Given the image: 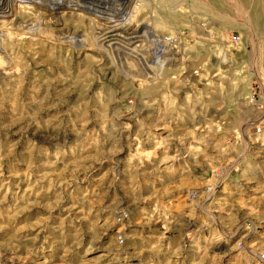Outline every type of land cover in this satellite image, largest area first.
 Returning <instances> with one entry per match:
<instances>
[{
	"label": "rangeland",
	"instance_id": "1",
	"mask_svg": "<svg viewBox=\"0 0 264 264\" xmlns=\"http://www.w3.org/2000/svg\"><path fill=\"white\" fill-rule=\"evenodd\" d=\"M132 4L141 37L182 46L147 85L79 41L85 16L5 44L0 264H264V114L244 120L264 107V0ZM199 115L215 149L194 154ZM158 124L177 142L154 154Z\"/></svg>",
	"mask_w": 264,
	"mask_h": 264
},
{
	"label": "bare ground",
	"instance_id": "2",
	"mask_svg": "<svg viewBox=\"0 0 264 264\" xmlns=\"http://www.w3.org/2000/svg\"><path fill=\"white\" fill-rule=\"evenodd\" d=\"M82 2L90 4L91 7L80 6L79 3ZM132 8V0H0V73L5 62L3 53L5 52L7 41H15L23 34L27 26L31 24L49 23L50 25H56L59 24L60 17L74 14L75 16H85L91 25H93L90 34L78 33L77 38L85 45L94 47L98 55L104 59L107 70L113 67L116 69L120 79L134 78L140 85H147L148 81L156 78L154 70L177 64L179 60L175 53H181L182 46L181 43H174V45L170 40L162 38L160 33H155L152 31L153 29L150 31L151 33L148 37H141L139 32L141 25L139 27L136 21L131 19ZM106 13H112L113 20L98 25L99 16ZM25 15H29L34 22L28 24L24 21L23 17ZM165 41L167 44L170 43L168 50L165 49ZM262 61L264 60L262 59ZM150 68L152 70H148ZM106 74H109V71ZM262 108L264 109V107ZM263 109L255 113L252 111L253 116L245 118V122L255 123L260 120L264 114ZM199 116L200 118L192 124L188 137L190 142L187 147L193 150L194 154L202 149V147L215 149L214 143L212 144V142H205L203 139H200V136L215 132L210 125H207L211 123L212 118ZM165 126L159 125L155 128L158 137L151 149L154 154L160 153L159 151L165 145L171 146V144L177 142V140L165 134L167 132ZM255 148L264 151V144ZM176 156V153H173L170 156L163 157L161 160L163 162L172 161ZM113 249V251L117 250L115 247ZM115 260L113 259L111 264H115Z\"/></svg>",
	"mask_w": 264,
	"mask_h": 264
}]
</instances>
